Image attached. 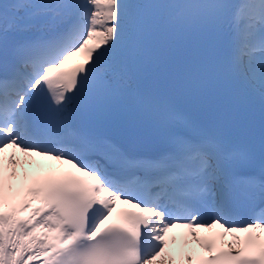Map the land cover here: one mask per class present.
Wrapping results in <instances>:
<instances>
[{
    "label": "snow or ice",
    "instance_id": "snow-or-ice-1",
    "mask_svg": "<svg viewBox=\"0 0 264 264\" xmlns=\"http://www.w3.org/2000/svg\"><path fill=\"white\" fill-rule=\"evenodd\" d=\"M170 242L264 264V0H0V264H177Z\"/></svg>",
    "mask_w": 264,
    "mask_h": 264
}]
</instances>
